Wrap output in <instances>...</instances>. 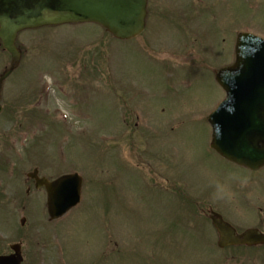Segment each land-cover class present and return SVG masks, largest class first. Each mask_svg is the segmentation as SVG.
Here are the masks:
<instances>
[{
  "label": "rangeland",
  "instance_id": "obj_1",
  "mask_svg": "<svg viewBox=\"0 0 264 264\" xmlns=\"http://www.w3.org/2000/svg\"><path fill=\"white\" fill-rule=\"evenodd\" d=\"M174 1L176 7L168 8L166 17L177 16L179 4L192 6L189 0ZM205 1L200 17H191L187 27L170 19L156 25L157 34L151 28L137 42L114 40L95 24L20 34L19 44L27 58L24 81L29 78L36 89H42L41 81L47 80L54 92L52 95L47 88L48 95L58 101L55 115H70L69 124L66 127L64 122L63 128L58 122L47 121L51 127L40 134L42 126L26 123V115L32 111L27 104L15 110L17 114L7 110L0 118V166L5 164L3 154H11L7 159L15 161L6 164L20 175L38 165L45 175L54 176L63 155V174L76 168L86 180L82 204L55 222L49 221L39 194L31 195L26 205L13 202L11 185L21 190L16 189L15 194H25L22 177L16 184L0 181V255L9 254L10 245L22 242L24 264H264L261 249L218 250L217 234L198 209L204 213L209 206L228 204L223 212L231 205L237 214L236 206L246 210L250 203L248 193L252 197L254 192L264 193L260 190L264 188V169L251 174L213 153L208 121L223 97L215 72L234 58V32L264 39V0ZM191 15L195 14L181 8V19ZM190 32L200 37L183 44ZM158 34L163 40L155 41ZM4 53L1 46L0 61L5 67L10 58ZM164 53L173 54L176 62L158 60ZM186 61L189 63H182ZM60 70L63 75L58 85L56 73ZM12 82L5 91L7 105ZM146 93L153 96L146 99L151 106L147 113L162 118L160 133L170 145L169 149L160 146L158 133L156 145L163 148L164 155L160 153L161 161L150 169H136L139 158L149 162L146 138L136 126L127 128L120 123L121 103L126 102L124 96H130L132 105L130 99ZM39 98L38 94L34 104ZM10 114L14 122L7 118ZM175 117H179L176 122ZM35 118L31 119L40 124ZM151 121L140 124L141 131ZM39 134L37 143H31ZM32 145L39 151H33ZM170 172L174 196L165 192L171 187V179L166 178ZM139 175L151 189L143 186ZM156 179L161 180L160 185H155ZM238 184L244 197L240 201L235 189L232 191ZM182 195H188L186 203ZM256 201L264 210V198ZM24 206L27 221L21 227ZM263 213L255 219H264ZM245 223L241 222L242 226Z\"/></svg>",
  "mask_w": 264,
  "mask_h": 264
},
{
  "label": "water",
  "instance_id": "obj_2",
  "mask_svg": "<svg viewBox=\"0 0 264 264\" xmlns=\"http://www.w3.org/2000/svg\"><path fill=\"white\" fill-rule=\"evenodd\" d=\"M145 0H0V38L16 55L14 41L18 31L67 22L96 21L121 39L132 38L144 28ZM235 71L227 70L220 79L230 98L211 121L215 128L214 146L226 157L250 167L264 164V41L242 35L237 44ZM231 114V120L227 119ZM43 182V181H42ZM51 215L59 217L80 199L81 182L77 176L64 177L49 185ZM221 233V245L264 243V236L247 233L244 238L221 219L215 220ZM16 256L0 258V264H20Z\"/></svg>",
  "mask_w": 264,
  "mask_h": 264
},
{
  "label": "flooded vegetation",
  "instance_id": "obj_3",
  "mask_svg": "<svg viewBox=\"0 0 264 264\" xmlns=\"http://www.w3.org/2000/svg\"><path fill=\"white\" fill-rule=\"evenodd\" d=\"M156 1V4H154L153 5V7H158L159 6V3L161 2V1H163L165 4H171V3H175V1L174 0H155ZM189 3L190 4H193V3H198V1L197 0H189ZM153 4V0H148V5H152ZM167 7H169V8H174V7H176V6H174V5H168ZM192 22V21H191ZM223 95H224V93H223ZM222 101V100H221ZM220 101V102H221ZM248 215V219L250 220V221H256L255 223V225H253L254 227H256V228H258L261 232H264V219L263 218H260L259 220H258V218H256V219H253L254 218V216H253V214H247ZM238 232H242V231H238Z\"/></svg>",
  "mask_w": 264,
  "mask_h": 264
}]
</instances>
